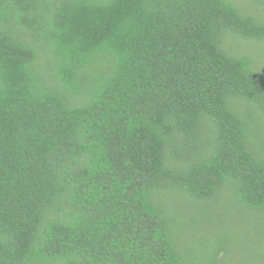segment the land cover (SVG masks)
I'll list each match as a JSON object with an SVG mask.
<instances>
[{
	"label": "trees",
	"instance_id": "16d2710c",
	"mask_svg": "<svg viewBox=\"0 0 264 264\" xmlns=\"http://www.w3.org/2000/svg\"><path fill=\"white\" fill-rule=\"evenodd\" d=\"M231 253L264 264V0H0V264Z\"/></svg>",
	"mask_w": 264,
	"mask_h": 264
},
{
	"label": "rangeland",
	"instance_id": "374dc122",
	"mask_svg": "<svg viewBox=\"0 0 264 264\" xmlns=\"http://www.w3.org/2000/svg\"><path fill=\"white\" fill-rule=\"evenodd\" d=\"M256 255H259V253H257ZM239 256H240L239 254L237 255V257H236L235 254L233 255V253L230 254L231 258L232 257H234V258L236 257L237 258L235 262H238V264H253V263H256L255 258L253 256H247V255H245V257H239ZM246 257L247 258H252V259L247 261ZM259 260H264V257L259 258Z\"/></svg>",
	"mask_w": 264,
	"mask_h": 264
}]
</instances>
